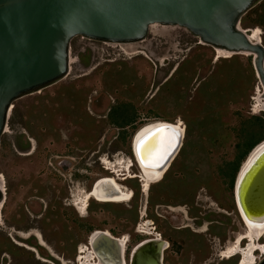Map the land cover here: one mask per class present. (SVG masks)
I'll list each match as a JSON object with an SVG mask.
<instances>
[{"label":"rangeland","instance_id":"374dc122","mask_svg":"<svg viewBox=\"0 0 264 264\" xmlns=\"http://www.w3.org/2000/svg\"><path fill=\"white\" fill-rule=\"evenodd\" d=\"M240 28L256 31L264 46V0L243 16ZM70 58L65 79L13 103L1 137L6 195L0 264H80V249L96 230L127 235L128 254L145 238L135 233L140 225L155 228L169 242L164 264H236L237 257L221 259L218 251L242 230L234 181L246 147L264 138L252 58L223 57L185 29L162 26L132 45L75 37ZM153 121L181 122L185 129L162 180L143 198L138 179H126L120 184L132 191L130 201L90 200L79 216L71 199H82L83 189L110 176L98 158L133 160L134 133ZM76 171L84 177L74 178ZM138 172L135 165L130 169ZM17 231H36L49 247ZM256 243L263 247L264 235ZM253 256L256 264L264 252Z\"/></svg>","mask_w":264,"mask_h":264},{"label":"water","instance_id":"95a60500","mask_svg":"<svg viewBox=\"0 0 264 264\" xmlns=\"http://www.w3.org/2000/svg\"><path fill=\"white\" fill-rule=\"evenodd\" d=\"M262 1L0 0V140L14 102L68 76L70 43L75 37L132 45L144 41L152 25L182 28L214 50L253 56L264 100V46L240 28L243 16ZM184 134L169 123L153 127L135 142L133 137V156L145 168L167 171ZM95 188L107 199L121 194L110 180ZM233 194L241 219L242 212L249 223L264 224V146L236 176ZM5 195L0 187V204ZM88 246L99 264H125L123 245L102 231L89 238ZM166 247L160 239L140 243L129 264H163ZM256 264H264V256Z\"/></svg>","mask_w":264,"mask_h":264},{"label":"flooded vegetation","instance_id":"af4514ba","mask_svg":"<svg viewBox=\"0 0 264 264\" xmlns=\"http://www.w3.org/2000/svg\"><path fill=\"white\" fill-rule=\"evenodd\" d=\"M258 80V79H257ZM259 82V81H258ZM259 93H261V89H259L258 88V92H257V94H259ZM257 94L255 95V97H254V101L256 102V96H257ZM256 104H258L257 102L255 103V105ZM262 109V108H261ZM262 112H264V110L262 109ZM159 122H165V121H153V122H151V123H148V124H152V123H159ZM166 123H169V122H166ZM148 124H146V125H148ZM172 124H174V123H172ZM134 135H135V133H134ZM134 135H133V137H134ZM133 137H132V139H131V151H132V142H133ZM132 157H133V160H131L130 158H128L127 160H124V159H122V158H117L116 160H114L113 161V163H110L109 161V163L110 164H112V165H115L116 163H117V160H122V163H121V165H122V168L120 169V171L117 173L116 171L114 172L113 170H111L110 169V167L108 168L107 166L105 167V165L102 163V161H103V159L104 158H98V161H99V165L101 166V168H103L105 171H107L109 174H110V176H101V177H99V178H97L96 180H94L92 183H91V185H90V187H89V189L86 191V190H82V199L85 197V196H87V195H90L91 193L93 194V187L96 185V183L97 182H99V181H101V180H105V179H110V180H112L111 178H115L116 180H117V182L120 184V182H122V181H125L126 179H131V178H136V179H138V181H139V183H140V188H141V190H142V182H143V177H141V171H140V169H139V167L137 166V163H136V161H135V158H134V156H133V152H132ZM129 161H133V165H131V166H129V168L128 169H125L124 168V166H127V164H128V162ZM127 163V164H126ZM137 166V168H138V170H139V172H138V174H131L130 173V169L133 167V166ZM66 166V164H64V163H62L61 165H60V167H65ZM123 169V170H122ZM169 169V168H168ZM167 172V171H166ZM165 172V173H166ZM165 173L163 174V176L165 175ZM84 175H85V173L84 172H78V171H76V173L73 175V177L74 178H77V177H81V178H83L84 177ZM163 176H162V178H163ZM119 178V179H118ZM122 178V179H121ZM162 178L161 179H159L158 181H156V182H152V183H150V185H149V187H148V192H145V193H142L141 192V194H142V196H143V198H145V197H147L148 196V193H149V190H150V187L153 185V184H157V183H159L161 180H162ZM121 185V184H120ZM145 194V195H144ZM74 196H72V195H70V198H73ZM132 197H133V193H132ZM132 197H131V199H132ZM130 199V200H131ZM75 199H71V206L75 209V211H77V214H79L78 213V210H76L77 208L75 207V202H74V204H73V201H74ZM90 200H93V201H96V202H98V203H108V204H122V203H115V202H102V201H99V200H97V199H95L94 198V196H90L89 197V199L87 200L88 201V203H87V206H86V210H87V207H88V205H89V201ZM233 201H234V194H233ZM234 206H235V211H236V214L238 215V218H239V220H240V223H241V225H242V230H241V232H239V233H237V234H235L234 235V237H233V239L232 240H230V241H228V244L227 245H229V246H224L223 248H221L222 250V252H219L218 251V257H221V259H227V260H230V259H233V258H235V257H237V262H236V264H241V262H243L244 261V259H246V255H247V252L248 251H250L251 250V244H252V246H253V248L256 246L257 247V245H258V248H260V244H257L255 241H253L252 243L246 238V228H245V225H244V223H243V220L241 219V217H240V215H239V213H238V210H237V208H236V205H235V201H234ZM2 208H3V206H2ZM2 208H1V210H2ZM85 211V210H84ZM86 212V211H85ZM223 212V211H222ZM0 215H1V211H0ZM79 216H83V215H80L79 214ZM144 216H146L145 215V210H144V212H143V214H142V219H143V217ZM0 221H1V223H0V226H2L3 225V223H2V215H1V218H0ZM147 223H149L148 221H147ZM150 224H153V222L152 221H150ZM106 232L107 234H109L110 236H112V237H114L112 234H110L108 231H106V230H96V231H94L92 234H91V236L94 234V233H96V232ZM20 233V234H19ZM35 233V234H34ZM135 233H137V234H141V235H144L145 236V238L143 239V240H141L139 243H141V242H146V241H150V240H153V239H160V240H162V241H164V242H166L167 243V247L163 250V256H162V263L164 264V257H165V252L170 248V244H169V242H167L166 240H164L162 237H161V235L159 234V233H157L156 232V229L155 228H153V227H150V226H148V225H145V226H143V225H140L138 228H137V230H135ZM39 234V236H40V239H39V237L37 236V232L36 231H30V232H25V233H23V232H19V231H17L16 232V235L18 236V237H20V238H25V237H22V235H27V237L28 236H33L35 239H36V241H37V244L40 246V247H43L44 249H46L44 246H43V244L45 245V246H48L45 242H44V240H43V238H42V236H41V234L40 233H38ZM90 238V237H89ZM89 238H88V240H89ZM114 238H118V239H120V240H122V241H124L125 242V251H124V259H125V263L126 264H129V261H130V255H131V253H132V251H133V249L139 244V243H137L133 248H132V250L128 253V254H126V250H127V244H128V242H129V237L127 236V235H123V236H121V237H114ZM246 242H248L247 243V245H246ZM43 243V244H42ZM254 243H255V245H254ZM88 244V243H87ZM250 245V246H249ZM260 245V246H259ZM49 247V246H48ZM87 248V250L89 251V252H91V249L89 248V246H86ZM258 248H254L253 249V251L251 252V255L249 256V261H252L251 262V264H254V256H253V252L255 251V250H260V249H258ZM32 249V248H31ZM31 249H29L30 251H31ZM48 251V250H47ZM32 252H34V251H32ZM49 252V251H48ZM246 252V253H245ZM49 254L52 256V257H54V258H57V259H59V257L58 256H56L55 254H54V252H49ZM60 260V259H59ZM92 261V263L93 262H95L96 260H95V258L93 257V259L91 260ZM76 262L77 263H80L79 261H78V257H77V259H76ZM83 262V261H82ZM83 264H84V262H83Z\"/></svg>","mask_w":264,"mask_h":264},{"label":"bare ground","instance_id":"6f19581e","mask_svg":"<svg viewBox=\"0 0 264 264\" xmlns=\"http://www.w3.org/2000/svg\"><path fill=\"white\" fill-rule=\"evenodd\" d=\"M154 26H160V25H152L150 27V29ZM163 27V26H162ZM244 31V30H243ZM246 34L249 36V38L252 40V41H258L259 38L256 37L257 35V32L256 31H253V34L250 32V31H245ZM251 34L253 35V37L251 36ZM199 41V40H198ZM199 43H201L199 41ZM203 44V43H201ZM110 45V44H109ZM205 45V44H203ZM207 46V45H205ZM216 51L217 53L221 54L223 57H226V58H229L233 55L229 54V53H226L224 51H221V50H214ZM244 56H249V54H243ZM252 58L253 60V56H249ZM71 65V58H70V62H69V66ZM256 75V73H255ZM257 78V76H256ZM258 79V78H257ZM261 93L257 94L256 96V102L258 103L257 104V109H256V113L257 112H260L262 111V109L264 110V100L261 99L260 97ZM255 102V103H256ZM262 108V109H261ZM162 124H166V122H159V123H152V124H148L144 127H142L141 129H139V131H137L135 133L136 137H135V140L134 142L138 139V137H140L141 135H143L145 132H147L148 130L152 129L153 127H156L158 125H162ZM169 124H172V123H169ZM174 126H176L181 132L185 133V129L183 128V126L181 125V122H178V123H174L172 124ZM134 135V136H135ZM185 135V134H184ZM264 146V140L261 141L260 143H258L252 150L251 152L248 154V156L246 157L245 161L243 162V164L241 165L238 173H237V177H240V174L241 172L247 167V165L251 162V160L257 155L258 151ZM136 161V160H135ZM102 163L105 165V167L107 166L108 168L110 167L111 170H113L114 172L116 171L117 173L120 171V169L122 168V160H119L115 165H112L110 164L107 160H103ZM137 163V161H136ZM123 164V163H122ZM127 164V163H126ZM133 165V161H129L127 166H124L125 169H128L129 166ZM137 166L139 167L140 171H141V177H143V182H142V190L141 192L142 193H145V192H148V187L150 185V183L152 182H156L158 181L159 179L162 178L163 174L166 172L164 170H154V169H149V168H145L144 166L142 165H139L137 163ZM123 170V169H122ZM240 172V173H239ZM112 180L110 179H105V180H101L99 182L96 183V185H99L100 183H103L104 181H112V183L119 189L120 191V196L117 197V198H111V199H107V198H104V197H100L98 194H97V189L95 188L93 190V194L91 193L90 195H87L85 196L83 199H79V200H75L74 202L76 203L77 201V204H76V207L78 209V211L80 213H82L86 206H87V203H88V199L90 196H94L95 199L99 200V201H102V202H115V203H123V202H128L130 201L131 197H132V191L130 190H126L124 187H122L115 178H111ZM119 179V178H118ZM122 179V178H121ZM239 179V178H237ZM238 183V182H237ZM0 187L4 188L3 186V183L0 181ZM146 194V193H145ZM144 194V195H145ZM5 201L3 203L0 204V211H1V208L2 206L4 205ZM241 215H242V220H243V223L245 225V228H246V238L252 243L253 241L257 242L260 238L263 237L264 235V224H251L247 221V219L243 216L242 212H241ZM1 217V216H0ZM1 222V221H0ZM100 232H96L94 233L90 239H92V237H94L95 235L99 234ZM106 235H109L107 234L106 232H104ZM20 234V233H19ZM35 234V233H34ZM37 236L39 237L40 239V236L39 234L37 233ZM110 236V235H109ZM22 237H27V235H22ZM112 237V236H111ZM114 238V237H113ZM115 239H118V238H115ZM118 241L123 245V251H125V242L118 239ZM141 243H144V242H141ZM43 244V243H42ZM140 244V243H139ZM253 244V243H252ZM251 244V250L247 252V255H246V259H244L243 262H241V264H251L252 261H249V256L251 255V252L253 251L254 248H258V245L257 247L255 246L253 248ZM255 245V243H254ZM44 247H46L44 244H43ZM260 246V245H259ZM260 249L261 252H264V246H260ZM32 250V249H31ZM85 250L87 249H83L81 248L80 249V255L78 256V261L80 262V264H83L82 261H84V264H99L97 262V260L95 262L92 263V259L93 257L95 258L94 256V253L93 251L91 250V252H89L87 250V252H85ZM34 251V250H32ZM246 253V252H245ZM255 260V259H254ZM125 261V259H124ZM126 264V263H125Z\"/></svg>","mask_w":264,"mask_h":264},{"label":"trees","instance_id":"16d2710c","mask_svg":"<svg viewBox=\"0 0 264 264\" xmlns=\"http://www.w3.org/2000/svg\"><path fill=\"white\" fill-rule=\"evenodd\" d=\"M261 124L263 125V122L261 121ZM264 140V138L263 139H261V140H259V141H257V142H253V144H251V145H249L248 147H246V150H245V154L244 155H248V153L252 150V148H254L258 143H260L261 141H263Z\"/></svg>","mask_w":264,"mask_h":264}]
</instances>
